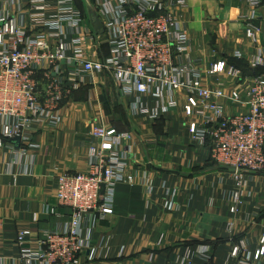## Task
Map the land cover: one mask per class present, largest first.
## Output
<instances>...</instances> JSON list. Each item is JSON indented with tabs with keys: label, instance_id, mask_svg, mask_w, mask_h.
Listing matches in <instances>:
<instances>
[{
	"label": "crops",
	"instance_id": "0c3cea01",
	"mask_svg": "<svg viewBox=\"0 0 264 264\" xmlns=\"http://www.w3.org/2000/svg\"><path fill=\"white\" fill-rule=\"evenodd\" d=\"M57 1L0 0V6L7 14H24L28 33L38 36L47 34L43 20L56 12ZM75 1L84 23L92 26L91 11L95 10L104 24L108 19L105 5L114 2ZM42 5L44 9H38ZM176 7L190 35L186 54L203 72L215 60L229 61L236 51H241L239 59L243 61L256 53L257 45L245 35L244 16L250 8L244 1L184 0ZM257 15L256 22L262 25L264 0ZM260 37L259 45L264 48V34ZM84 48L90 58L100 59L109 53L102 37L87 40ZM258 73L264 71L250 70L244 75ZM52 76L49 65L39 70L41 91L53 81ZM220 80L229 89L235 85L230 77ZM220 80L206 77L204 82L217 88ZM139 98L151 109L157 107L152 95H125L109 73H96L60 104L58 123L47 119L34 125L35 144L29 149L26 166L12 163L9 153L3 155L0 264H23L17 243L20 230L31 229L29 244L37 247L43 230L62 227L70 219L71 209L57 198V179L64 173L88 171V148L97 142L91 124L113 125L132 134L127 141L130 170L145 179L117 185L114 211L105 220L95 219L96 250L91 256L88 253L84 264H179L185 255L193 264H205L200 253L204 246L212 264H244L264 244V171L248 177L241 209L233 215L229 210L236 187L233 172L219 168L209 147L191 141L181 104L161 111L158 119L152 120L132 109ZM238 110L239 106L228 102L229 113ZM231 221L234 227L229 231ZM240 240L246 247L235 257L232 249Z\"/></svg>",
	"mask_w": 264,
	"mask_h": 264
},
{
	"label": "built area",
	"instance_id": "2783aa9c",
	"mask_svg": "<svg viewBox=\"0 0 264 264\" xmlns=\"http://www.w3.org/2000/svg\"><path fill=\"white\" fill-rule=\"evenodd\" d=\"M241 1L250 8L244 16L245 35L257 45L256 53L248 58L250 66L256 68L264 65V48L259 45L264 18L262 25L256 22L263 0ZM183 3L109 1L104 33L98 34L84 23L75 0H58L56 12L43 20L47 34L38 36L28 33L24 14H7L0 6V159L9 153L12 163L26 166L29 149L35 144L34 125L47 119L58 123V108L72 90L105 71L123 94L152 95L157 100L154 109L140 98L131 105L152 120L158 119L161 111L181 104L191 141L209 147L218 165L231 167L236 187L229 210L237 214L248 177L264 171V74L247 77L226 59L213 61L204 72L197 67L186 54L190 35L176 7ZM38 7L43 10L45 6ZM99 37L108 43L109 53L100 59L90 58L84 45ZM242 56L241 51L234 54ZM46 65L53 81L41 91L38 72ZM206 77H230L235 85L229 89L220 80L213 88L204 82ZM228 102L240 110L229 113ZM90 127L97 142L88 148V171L64 173L57 179V198L71 209L70 219L62 227L43 230L37 247L29 244L31 229L20 230L17 243L23 264H84L88 253L91 256L96 250L95 219L105 220L114 211L117 185L145 179V175L130 170V132L113 125ZM18 137L17 145L14 140ZM233 227L229 222L228 230ZM245 247L240 240L232 255L239 257ZM201 249L205 264H212L206 255L208 247ZM178 262L193 264V259L185 255ZM242 263L264 264V244Z\"/></svg>",
	"mask_w": 264,
	"mask_h": 264
},
{
	"label": "water",
	"instance_id": "95a60500",
	"mask_svg": "<svg viewBox=\"0 0 264 264\" xmlns=\"http://www.w3.org/2000/svg\"><path fill=\"white\" fill-rule=\"evenodd\" d=\"M93 17H94V21H93V28L94 30L98 33V34H103L104 33V27H103V22L101 21V18L100 16L98 15V13L95 11V10H92L91 11ZM17 145L19 144L20 142V138H16L14 140ZM219 168H223V169H231L230 166L228 165H221Z\"/></svg>",
	"mask_w": 264,
	"mask_h": 264
},
{
	"label": "trees",
	"instance_id": "16d2710c",
	"mask_svg": "<svg viewBox=\"0 0 264 264\" xmlns=\"http://www.w3.org/2000/svg\"><path fill=\"white\" fill-rule=\"evenodd\" d=\"M238 60H241V59L233 57L229 60V62L231 64H234L235 66L241 68L245 74L250 73V70H254L256 72H263L264 71V68H261L262 66L252 68L247 60L246 61L241 60L239 62H238ZM258 74H261V73H258Z\"/></svg>",
	"mask_w": 264,
	"mask_h": 264
},
{
	"label": "rangeland",
	"instance_id": "374dc122",
	"mask_svg": "<svg viewBox=\"0 0 264 264\" xmlns=\"http://www.w3.org/2000/svg\"><path fill=\"white\" fill-rule=\"evenodd\" d=\"M262 3H263V1H262ZM262 5V4H261Z\"/></svg>",
	"mask_w": 264,
	"mask_h": 264
}]
</instances>
